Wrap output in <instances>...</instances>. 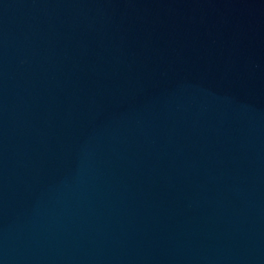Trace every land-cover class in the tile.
<instances>
[{
    "label": "water",
    "instance_id": "obj_1",
    "mask_svg": "<svg viewBox=\"0 0 264 264\" xmlns=\"http://www.w3.org/2000/svg\"><path fill=\"white\" fill-rule=\"evenodd\" d=\"M0 264H264V0H0Z\"/></svg>",
    "mask_w": 264,
    "mask_h": 264
}]
</instances>
